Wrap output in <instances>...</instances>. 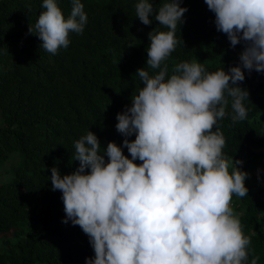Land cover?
<instances>
[{
	"label": "clouds",
	"instance_id": "1",
	"mask_svg": "<svg viewBox=\"0 0 264 264\" xmlns=\"http://www.w3.org/2000/svg\"><path fill=\"white\" fill-rule=\"evenodd\" d=\"M204 2L217 31L232 47L243 44L239 63L210 72L195 60L183 61L170 73L164 62L179 43L176 30L188 9L183 0H164L159 8L136 0L139 21L147 26L155 20L166 30L149 32L146 65L153 71L137 69L142 87L116 116L122 146L109 142L101 151L89 130L74 141L79 167L65 175L51 168L63 222L78 225L94 250L85 264H249L251 241L230 206L233 196H247L249 174L238 167L242 160L224 154L218 122L229 105L233 123L247 118L249 92L239 83L245 70L264 73V0ZM70 3L65 17L58 0H42L43 11L29 27L53 55L88 22L81 0Z\"/></svg>",
	"mask_w": 264,
	"mask_h": 264
},
{
	"label": "trees",
	"instance_id": "2",
	"mask_svg": "<svg viewBox=\"0 0 264 264\" xmlns=\"http://www.w3.org/2000/svg\"><path fill=\"white\" fill-rule=\"evenodd\" d=\"M81 2L88 17L83 34L70 33L69 46L53 55L29 33L42 0H0V264H85L94 257L82 229L63 222L62 193L52 190L51 168L74 172V141L89 130L101 151L109 142L122 146L116 116L142 87L137 69L153 71L146 65L149 32L166 30L155 20L143 25L136 0ZM152 2L159 8L164 0ZM58 5L67 17L70 0ZM181 6L188 11L176 30L179 43L164 62L169 72L183 61L195 60L210 72L238 64L243 44L232 47L217 31L204 0H183ZM239 86L249 92L247 118L233 123L229 105L218 123L224 154L242 160L238 167L249 174L247 196H233L230 206L251 241L249 264L255 257L264 264V182L258 184L264 175L254 172L264 169V73L245 70Z\"/></svg>",
	"mask_w": 264,
	"mask_h": 264
},
{
	"label": "rangeland",
	"instance_id": "3",
	"mask_svg": "<svg viewBox=\"0 0 264 264\" xmlns=\"http://www.w3.org/2000/svg\"><path fill=\"white\" fill-rule=\"evenodd\" d=\"M8 162V161H7ZM1 172H2V170H1ZM254 172L258 175V176H261L262 174L264 175V169H263V167H262V169H256V170H254ZM12 174H13V172L12 173H10V176H12ZM2 176L3 175H1L0 176V178H2ZM4 178V177H3ZM263 182H264V180H259V182H258V184L259 185H261V184H263Z\"/></svg>",
	"mask_w": 264,
	"mask_h": 264
}]
</instances>
